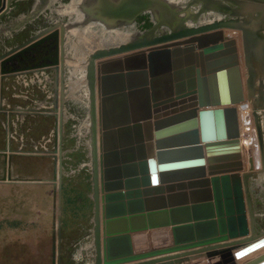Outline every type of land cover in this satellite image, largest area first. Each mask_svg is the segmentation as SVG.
<instances>
[{"label":"water","instance_id":"95a60500","mask_svg":"<svg viewBox=\"0 0 264 264\" xmlns=\"http://www.w3.org/2000/svg\"><path fill=\"white\" fill-rule=\"evenodd\" d=\"M241 27L181 29L88 59L95 264H237L264 246L245 248L253 174L241 152L238 44L225 33Z\"/></svg>","mask_w":264,"mask_h":264},{"label":"rangeland","instance_id":"374dc122","mask_svg":"<svg viewBox=\"0 0 264 264\" xmlns=\"http://www.w3.org/2000/svg\"><path fill=\"white\" fill-rule=\"evenodd\" d=\"M223 21L264 34V0H0V264H95L91 55ZM240 32L225 30L244 57ZM257 75L240 111L246 124L264 113ZM254 173L255 240L264 236V166ZM263 260L264 246L243 264Z\"/></svg>","mask_w":264,"mask_h":264},{"label":"bare ground","instance_id":"6f19581e","mask_svg":"<svg viewBox=\"0 0 264 264\" xmlns=\"http://www.w3.org/2000/svg\"><path fill=\"white\" fill-rule=\"evenodd\" d=\"M246 28H248V27L244 26V25H242L241 28H238L241 30L240 33H241L242 48H243L244 57H241V52H242L241 47H240L239 42L236 40L237 44H238L239 55H240V64H241L240 70H241V75H242V80H243L244 91H245V100L243 103L238 105L237 108H238V112H239L240 143H241V152H242V157H243V163L245 161L244 158H246V156L248 155L247 153L249 151H252L251 159L249 158L248 162H247V165L249 164V169L246 170L244 167V173H252L253 174L252 178H254V174H255L254 172H258V171L263 169L262 155H263V159H264V113L259 114V113L254 112V114L252 116L254 118L255 124L250 119L251 114H248L249 115V116L247 115L248 116V118H247L248 123L246 124L244 119H242L240 111H241L242 106L249 105L250 101L253 98V97L252 98L249 97V93L247 90V76L245 74V64L247 63L246 62V56L247 55L249 56L250 61L252 62V65L255 67V73H256L255 82H256V78L258 76L257 75L258 70H260L262 72V74H264V34L258 33V32L253 33V32H250V30H248V31L244 30L246 32L245 38H244V37H242L244 35V32L242 29H246ZM234 31H236V30H234ZM253 34H256V35H253ZM253 37L260 39L259 41L261 43V48H258L257 45L252 44L251 38H253ZM145 38H148V37H145ZM244 43H245V46H244ZM257 84H259V94H260V97H259L260 103L259 104H260V107H263L264 82L260 81ZM254 89H256L255 85H254ZM88 90H89V87H88ZM89 96H90V91H89ZM98 104H99V102H98ZM253 124L255 127V131H254ZM246 125H248L249 127L246 128ZM257 125L260 127L261 132H262L263 151H260L261 149L259 148L258 141H257V131H256ZM90 126H91V124H90ZM252 127H253V132L251 133ZM91 151H92V147H91ZM252 178H250L248 180V183H247L248 184V192L247 193H248L249 197H251V193H249L250 192V184L249 183H250V180ZM263 238H264V236L257 238L255 240H252L251 242H249L245 245V248L252 245L253 243H257L258 241H261ZM239 251L240 250L234 251V253L239 252ZM200 261L201 260H194L192 262L191 261L187 262L186 264H194V263H198ZM236 263L237 264H243L244 262H243V259L241 258L240 260H237Z\"/></svg>","mask_w":264,"mask_h":264},{"label":"flooded vegetation","instance_id":"af4514ba","mask_svg":"<svg viewBox=\"0 0 264 264\" xmlns=\"http://www.w3.org/2000/svg\"><path fill=\"white\" fill-rule=\"evenodd\" d=\"M246 30H247V28H246ZM248 31V30H247ZM253 35H256V34H253ZM153 38V37H152ZM254 38V37H253ZM260 40V39H259ZM258 48H261V43H259L258 44ZM42 115H43V120L45 121V120H47L48 118H50V112H47V111H44L43 113H42Z\"/></svg>","mask_w":264,"mask_h":264},{"label":"crops","instance_id":"0c3cea01","mask_svg":"<svg viewBox=\"0 0 264 264\" xmlns=\"http://www.w3.org/2000/svg\"><path fill=\"white\" fill-rule=\"evenodd\" d=\"M243 259V258H242Z\"/></svg>","mask_w":264,"mask_h":264}]
</instances>
